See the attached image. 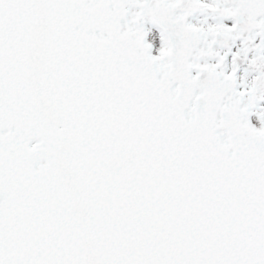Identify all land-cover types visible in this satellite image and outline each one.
<instances>
[{"label":"snow or ice","instance_id":"obj_1","mask_svg":"<svg viewBox=\"0 0 264 264\" xmlns=\"http://www.w3.org/2000/svg\"><path fill=\"white\" fill-rule=\"evenodd\" d=\"M0 264H264V0H0Z\"/></svg>","mask_w":264,"mask_h":264}]
</instances>
